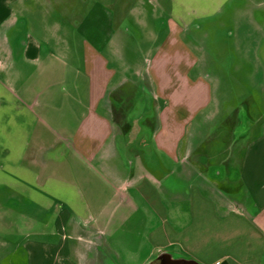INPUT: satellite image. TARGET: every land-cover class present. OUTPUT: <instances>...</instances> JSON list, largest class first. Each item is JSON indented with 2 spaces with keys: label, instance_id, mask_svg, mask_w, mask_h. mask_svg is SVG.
<instances>
[{
  "label": "crops",
  "instance_id": "obj_1",
  "mask_svg": "<svg viewBox=\"0 0 264 264\" xmlns=\"http://www.w3.org/2000/svg\"><path fill=\"white\" fill-rule=\"evenodd\" d=\"M250 2L0 0V264H136L145 243L142 264H264V50L263 91L222 127L243 132L190 142L213 86L182 40ZM139 85L149 102L129 119Z\"/></svg>",
  "mask_w": 264,
  "mask_h": 264
},
{
  "label": "rangeland",
  "instance_id": "obj_2",
  "mask_svg": "<svg viewBox=\"0 0 264 264\" xmlns=\"http://www.w3.org/2000/svg\"><path fill=\"white\" fill-rule=\"evenodd\" d=\"M244 6L245 4L241 5L240 3L230 4L224 8L215 23L202 22L203 28L205 27L204 31L199 32L193 28L182 35V40L192 51L195 49V37L198 39L196 48L205 63H203L205 66L202 70L210 75L213 86V106L198 114L197 121L193 120L189 127L188 139L190 142L206 140L209 137V141H213L217 145L230 143L233 138L243 132L242 130L246 126L245 122H242V124L236 125V131L224 132L227 127H232L231 121L225 128H222L229 118L228 113L233 109L240 112L242 99L247 95H257L263 89V84L258 83L262 78L261 69H258L259 62H261V59H258V53L259 49L264 50V29H262L263 27L259 28L257 2L251 0L247 6L248 9H244L249 13L243 11ZM244 13L247 16L243 15ZM156 23L161 24L156 20L154 28L158 26ZM214 24H216V29L213 27ZM188 53L186 51L182 53L186 55L185 62L189 57ZM262 61H264L263 55ZM123 96L120 99V107L128 112L127 117L140 119L149 102L145 99L147 96L141 93L140 85L137 89L127 86ZM245 106H248V103H245ZM144 118L140 122H144ZM251 134H255L254 131ZM242 138L240 136L237 139ZM141 150L139 148V151ZM174 182L178 184V181ZM138 215L135 231L140 240V238H144V234L141 235L144 222L141 221L142 213L139 212ZM149 250V244L138 245L136 264H142ZM156 256L146 264H150Z\"/></svg>",
  "mask_w": 264,
  "mask_h": 264
},
{
  "label": "flooded vegetation",
  "instance_id": "obj_3",
  "mask_svg": "<svg viewBox=\"0 0 264 264\" xmlns=\"http://www.w3.org/2000/svg\"><path fill=\"white\" fill-rule=\"evenodd\" d=\"M161 255L157 256L152 262H150V264H190L188 262H179V261L171 260L167 256H161ZM179 258H182V259H191L189 257H179Z\"/></svg>",
  "mask_w": 264,
  "mask_h": 264
},
{
  "label": "water",
  "instance_id": "obj_4",
  "mask_svg": "<svg viewBox=\"0 0 264 264\" xmlns=\"http://www.w3.org/2000/svg\"><path fill=\"white\" fill-rule=\"evenodd\" d=\"M161 256H167V257L170 258L171 260H175V261H179V262H188V263H190V264H200L199 262H197V261H195V260H193V259L173 258V257H171L170 254H167V253H164V254H162ZM161 256H160V257H161ZM160 257H159V258H160Z\"/></svg>",
  "mask_w": 264,
  "mask_h": 264
},
{
  "label": "trees",
  "instance_id": "obj_5",
  "mask_svg": "<svg viewBox=\"0 0 264 264\" xmlns=\"http://www.w3.org/2000/svg\"><path fill=\"white\" fill-rule=\"evenodd\" d=\"M220 264H227L225 261L221 262Z\"/></svg>",
  "mask_w": 264,
  "mask_h": 264
},
{
  "label": "built area",
  "instance_id": "obj_6",
  "mask_svg": "<svg viewBox=\"0 0 264 264\" xmlns=\"http://www.w3.org/2000/svg\"><path fill=\"white\" fill-rule=\"evenodd\" d=\"M221 262H218L217 264H220Z\"/></svg>",
  "mask_w": 264,
  "mask_h": 264
}]
</instances>
